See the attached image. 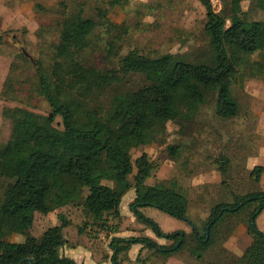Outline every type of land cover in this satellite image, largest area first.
Segmentation results:
<instances>
[{"label":"trees","instance_id":"obj_1","mask_svg":"<svg viewBox=\"0 0 264 264\" xmlns=\"http://www.w3.org/2000/svg\"><path fill=\"white\" fill-rule=\"evenodd\" d=\"M198 1L205 8L204 33L209 37L201 60L173 61L169 54L149 56L133 49L118 59L116 71L99 70L81 60L97 27H117L107 12L97 6L94 16L82 8L65 15L53 46L54 61L48 66L35 61V91L47 100L50 111L3 108L12 127L0 148V176L7 180L0 191V264H84L61 253L67 245L63 229L70 222L60 213L59 224L47 227L40 236H24L22 241L6 237L32 225L36 212L48 214L65 205L79 206L86 213L85 227L108 230L109 221L120 217L121 199L131 187L135 189L131 212L165 241L141 235L112 237L108 264H122L133 244L141 246L136 256L140 264H148L146 258L140 259L143 251L167 257L183 248L202 261L221 235L220 227L232 218L243 222L252 238L237 264H264V232L256 225L264 210V190L216 203L199 227L187 217L188 198L176 183L146 184L153 164L146 153L132 159L126 149L146 144L152 135L165 131L168 121H190L211 93L216 95L219 117L236 116L232 85L246 70L248 77L264 78V0H254L262 19H232L229 25L210 0ZM242 1L230 0L233 14L241 12ZM108 4L123 3L108 0ZM109 47L110 54L114 43ZM128 74L142 75L144 83L122 88ZM107 90L111 91L107 105L92 104ZM57 117L61 127L56 126ZM177 151L175 145L168 147L171 155ZM225 163L224 158L219 162L223 175ZM263 172V165H254L249 176L258 183ZM143 207L186 221L190 232H164L142 213Z\"/></svg>","mask_w":264,"mask_h":264},{"label":"rangeland","instance_id":"obj_2","mask_svg":"<svg viewBox=\"0 0 264 264\" xmlns=\"http://www.w3.org/2000/svg\"><path fill=\"white\" fill-rule=\"evenodd\" d=\"M210 1L216 12L226 16L227 25L232 19L263 18L254 0L242 1L241 12L234 14L230 0ZM122 3L111 6L108 0H0V148L8 140L12 127L11 119L3 115V108L17 106L39 114L50 111L47 100L35 91V61L45 66L54 61L53 46L65 15L82 8L85 14L94 16L98 6L117 26L97 27L89 47L81 54L85 65L99 70L116 71L118 59L133 49L149 56L169 54L173 61L201 60L207 53L206 12L198 0H122ZM110 43H114V49L109 54ZM247 74L248 70L232 85V95L238 102L236 116L219 117L215 112L216 95L211 93L190 121H168L165 131L152 135L146 144L126 147L132 159L146 153L153 164L146 184L176 183L188 198L187 217L199 227L216 203L231 202L234 195L252 190H264V173L258 183L249 176L254 165H264V78ZM142 83V75L128 74L122 88H136ZM110 94V90L99 93L92 104L107 105ZM55 123L61 127L60 117ZM172 145L178 148L175 155L168 152ZM223 158L227 159L224 175L219 171ZM6 182L0 176V191ZM133 196L135 189L131 187L121 199L120 217L109 221L108 230L93 225L85 227L86 213L79 206L65 205L48 214L36 212L32 225L23 227L18 234H9L6 239L22 241L24 236H40L47 227L59 224L60 213L70 222L64 228L67 245L61 253L84 264H108L112 237L141 235L165 241L133 215L130 210ZM141 211L164 232H190L186 221L157 208L143 207ZM262 223L264 210L256 220L257 227L264 232ZM111 226L115 229H110ZM220 231L202 261L185 248L167 257L143 251L140 259L146 258L148 264H237L252 239L245 224L232 218ZM139 247L140 244H133L122 264H140L136 260Z\"/></svg>","mask_w":264,"mask_h":264},{"label":"crops","instance_id":"obj_3","mask_svg":"<svg viewBox=\"0 0 264 264\" xmlns=\"http://www.w3.org/2000/svg\"><path fill=\"white\" fill-rule=\"evenodd\" d=\"M263 166H264V165H263ZM263 173H264V172H263ZM263 173H262V174H263ZM261 177H262V175H261ZM261 177H260V180H259V181H261ZM133 198H134V196H133ZM261 213H262V212H261ZM261 213H260V214H261ZM120 214H121V213H120ZM260 214L257 216V218L260 216ZM257 218H256V220H257ZM262 226L264 227V224H263V223H262ZM44 230H45V229H44ZM44 230H43V231H44ZM63 231H64V229H63ZM64 233H65V231H64ZM158 242H159V241H158ZM160 243H162V242H160ZM140 247H141V246H140ZM140 247H139V249H140ZM139 249H138V251H139ZM66 256H68V254H66ZM68 257H69V256H68ZM70 258H71V257H70Z\"/></svg>","mask_w":264,"mask_h":264},{"label":"water","instance_id":"obj_4","mask_svg":"<svg viewBox=\"0 0 264 264\" xmlns=\"http://www.w3.org/2000/svg\"><path fill=\"white\" fill-rule=\"evenodd\" d=\"M22 262V261H21ZM21 262L19 264H21Z\"/></svg>","mask_w":264,"mask_h":264}]
</instances>
